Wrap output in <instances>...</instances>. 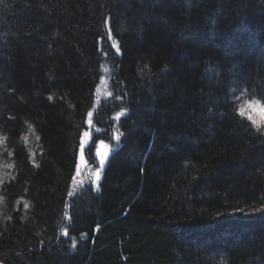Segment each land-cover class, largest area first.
<instances>
[{"label": "trees", "instance_id": "16d2710c", "mask_svg": "<svg viewBox=\"0 0 264 264\" xmlns=\"http://www.w3.org/2000/svg\"><path fill=\"white\" fill-rule=\"evenodd\" d=\"M104 70L94 120L123 115L94 187ZM242 95L264 106V0H0V264H264Z\"/></svg>", "mask_w": 264, "mask_h": 264}, {"label": "rangeland", "instance_id": "374dc122", "mask_svg": "<svg viewBox=\"0 0 264 264\" xmlns=\"http://www.w3.org/2000/svg\"><path fill=\"white\" fill-rule=\"evenodd\" d=\"M113 48L115 49L116 47ZM113 80L114 79L109 77L108 71L104 70L103 77L96 90L95 108L91 112L88 120V136H84L83 145L91 144L93 137H95V135L98 136L95 137L96 140H94L93 142L94 146L91 151V154L93 155L96 163L93 167L90 168H85V165L83 167L79 165L76 172V177L80 181L89 179L94 187H98L107 159L113 153L116 146L119 145L118 134L115 126L118 119L123 115V110L118 111L121 107L117 109V112H114L109 117V120L111 119L110 121L113 122L112 127L111 125L109 126V120L108 122L106 121L107 124H101V127L96 125V122L94 120L95 111H97V109L100 108V105L104 103L106 99H108L111 95L110 84L113 82ZM251 104H255L259 106V108H264V106L260 102L242 95L237 101L238 112L243 109L245 112L244 117L246 119L247 116L251 115L258 124H264V116H262L259 111H254L251 107H249V105ZM97 118L99 121H101L99 117ZM106 130L108 131L105 132ZM98 152L102 153L103 156L101 157V155H97ZM101 159H103V164H101ZM81 161H83V157L80 155V162ZM97 173H99V179H97ZM83 175H85V177Z\"/></svg>", "mask_w": 264, "mask_h": 264}, {"label": "flooded vegetation", "instance_id": "af4514ba", "mask_svg": "<svg viewBox=\"0 0 264 264\" xmlns=\"http://www.w3.org/2000/svg\"><path fill=\"white\" fill-rule=\"evenodd\" d=\"M97 117L98 116L96 115V119L98 121V124L96 123V125H98L99 127H101L100 126L101 124H103V123L104 124H107V122H108L107 120H106L107 122L104 121V120L99 121ZM95 137H98V136L95 135ZM95 137H93L91 144L83 145V148H82L81 156L83 157V161H84L85 168L93 167L95 165V163H96L93 155L91 154L92 148L94 146L93 145L94 144L93 142H94V140H96ZM89 149H90V151H89Z\"/></svg>", "mask_w": 264, "mask_h": 264}, {"label": "snow or ice", "instance_id": "6c2138e0", "mask_svg": "<svg viewBox=\"0 0 264 264\" xmlns=\"http://www.w3.org/2000/svg\"><path fill=\"white\" fill-rule=\"evenodd\" d=\"M249 107H251L254 111H259L261 113L262 116H264V108H259V106L255 105V104H251L249 105ZM238 115H240L241 117L245 116V112L244 110H240ZM247 120L251 122V124L257 129V131H260L262 127H264V124H258L257 121L255 119H253V117L251 115L247 116ZM85 137L88 136V133L85 132L84 133ZM90 151V149H89ZM97 155H101V157L103 156L102 153H97ZM101 164H103V159H101ZM97 179H99V173H97Z\"/></svg>", "mask_w": 264, "mask_h": 264}, {"label": "water", "instance_id": "95a60500", "mask_svg": "<svg viewBox=\"0 0 264 264\" xmlns=\"http://www.w3.org/2000/svg\"><path fill=\"white\" fill-rule=\"evenodd\" d=\"M80 165H81V167H83L84 166V161H81Z\"/></svg>", "mask_w": 264, "mask_h": 264}]
</instances>
